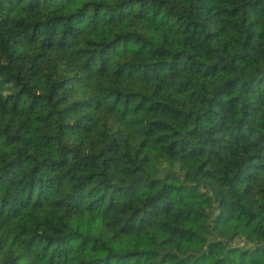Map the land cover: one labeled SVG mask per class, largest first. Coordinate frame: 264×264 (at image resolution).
<instances>
[{
	"label": "trees",
	"instance_id": "trees-1",
	"mask_svg": "<svg viewBox=\"0 0 264 264\" xmlns=\"http://www.w3.org/2000/svg\"><path fill=\"white\" fill-rule=\"evenodd\" d=\"M0 264H264V0H0Z\"/></svg>",
	"mask_w": 264,
	"mask_h": 264
}]
</instances>
